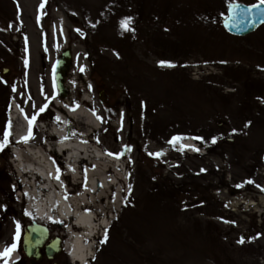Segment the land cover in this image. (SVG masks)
Returning <instances> with one entry per match:
<instances>
[{
  "label": "rangeland",
  "instance_id": "1",
  "mask_svg": "<svg viewBox=\"0 0 264 264\" xmlns=\"http://www.w3.org/2000/svg\"><path fill=\"white\" fill-rule=\"evenodd\" d=\"M232 1L259 2L0 0V245L22 244L32 222L13 189L9 100L42 145L49 99L86 96L93 141L126 165L89 264H264V25L229 34ZM66 48L62 97L53 66Z\"/></svg>",
  "mask_w": 264,
  "mask_h": 264
},
{
  "label": "bare ground",
  "instance_id": "2",
  "mask_svg": "<svg viewBox=\"0 0 264 264\" xmlns=\"http://www.w3.org/2000/svg\"><path fill=\"white\" fill-rule=\"evenodd\" d=\"M49 103L51 108H45L49 118L38 128L47 139L42 145L31 142L27 135L29 121L13 103L15 110L9 115L15 151L11 161L15 171L13 189L17 199H25L26 214L34 215L35 210L39 220L50 218L58 220L59 227L65 226L71 259L88 264L97 249L98 235L121 211L125 164L107 160L92 150L97 145L92 139L97 127L87 112V108L91 109L88 97L82 96L80 104H76L74 96L66 100L51 98ZM176 143L180 147L188 145ZM64 156L67 161L53 159ZM62 164L64 172L60 173L58 165ZM126 231V236L131 235L130 230ZM11 259L15 260L16 254Z\"/></svg>",
  "mask_w": 264,
  "mask_h": 264
},
{
  "label": "water",
  "instance_id": "3",
  "mask_svg": "<svg viewBox=\"0 0 264 264\" xmlns=\"http://www.w3.org/2000/svg\"><path fill=\"white\" fill-rule=\"evenodd\" d=\"M231 3H238L245 6H251L246 5L240 2H231ZM261 7H264L262 5ZM228 17L223 20V24L226 27V29L233 33L238 35H244L247 34L254 29H256L260 24L264 23V21L261 20L259 16L254 17L253 19L245 20L243 17L239 18V20L234 19L232 16V13L228 9ZM72 61V52L70 49L64 50L62 52L61 57H59L54 65V71H55V79H56V85L58 87V90L61 95H64L66 93V89L64 86V76L66 75V71L69 68ZM38 232V234H36ZM47 232H42L39 228H28L27 229V236H26V244L33 245L35 243L42 242L44 238H46ZM29 252L30 248H26Z\"/></svg>",
  "mask_w": 264,
  "mask_h": 264
},
{
  "label": "snow or ice",
  "instance_id": "4",
  "mask_svg": "<svg viewBox=\"0 0 264 264\" xmlns=\"http://www.w3.org/2000/svg\"><path fill=\"white\" fill-rule=\"evenodd\" d=\"M262 5H264V0H259V3L252 4L250 7L238 3H229L228 8L232 13L234 19L239 20V18L243 17L245 20H248V19H253L256 16H259L261 20L264 21V7H261ZM123 23L126 25L127 21H124ZM160 63L163 66L167 62L161 61ZM167 66L174 67L175 65L167 63ZM43 110L44 109L42 108L41 111ZM31 124L32 121H29V137L31 136ZM175 139L178 138H174V140ZM25 140H27V137H25ZM213 142H215V140H213ZM6 143H7V136L5 137V144ZM3 146L4 145H0V148H2ZM14 249H15V245H13L11 248H6L3 253H0V255L7 257Z\"/></svg>",
  "mask_w": 264,
  "mask_h": 264
},
{
  "label": "flooded vegetation",
  "instance_id": "5",
  "mask_svg": "<svg viewBox=\"0 0 264 264\" xmlns=\"http://www.w3.org/2000/svg\"><path fill=\"white\" fill-rule=\"evenodd\" d=\"M52 239L48 240L47 243L45 244V246L42 248V252L44 253L43 256H41V258L36 259V258H29L28 256H21L20 260L16 263V264H65L64 260L62 261V259L66 258L67 259V255L65 253H63L62 251L57 255V256H53L50 257L47 254V246H49L50 249V244H53V242H51ZM53 250L51 249V252Z\"/></svg>",
  "mask_w": 264,
  "mask_h": 264
}]
</instances>
